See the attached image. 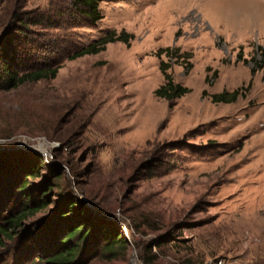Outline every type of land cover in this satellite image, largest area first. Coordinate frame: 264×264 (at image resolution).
Segmentation results:
<instances>
[{
  "label": "rangeland",
  "instance_id": "obj_1",
  "mask_svg": "<svg viewBox=\"0 0 264 264\" xmlns=\"http://www.w3.org/2000/svg\"><path fill=\"white\" fill-rule=\"evenodd\" d=\"M99 9L92 22L71 0H0V43L69 50L133 36L63 60L55 78L0 91V203L26 176L21 164L43 157L28 190L62 172L96 228L86 264H264V0H99ZM167 47L179 51L158 54ZM163 61L189 93L156 95ZM238 89L235 101L213 100ZM49 197L31 222L55 210L59 191ZM103 228L127 247L105 251Z\"/></svg>",
  "mask_w": 264,
  "mask_h": 264
},
{
  "label": "trees",
  "instance_id": "obj_2",
  "mask_svg": "<svg viewBox=\"0 0 264 264\" xmlns=\"http://www.w3.org/2000/svg\"><path fill=\"white\" fill-rule=\"evenodd\" d=\"M71 3L75 9L74 13L81 15L83 21L96 22L102 18L99 0H71ZM19 23L21 30L30 26V22L25 18H21ZM52 27L58 28L59 24L54 23ZM74 27H77V24ZM20 34L25 36L23 32ZM132 37L127 32L118 36L109 33L84 47L69 50L63 47L54 49L51 46L53 42L44 48L32 40H28L26 48H20L19 42L7 37L0 43V91L11 90L28 82L55 78L63 60H75L85 55L100 53L106 49L108 43L122 41L129 44ZM258 50L263 53L264 47L259 46ZM178 51V48L172 50L167 47L161 49L158 54L166 53L172 57ZM46 54L52 57L51 62H39L38 60ZM24 56L28 57L31 63L22 62ZM170 67L169 62H162L161 69L166 81L155 93L171 100L182 97L191 90L174 81L172 75L167 72ZM263 67L264 61L258 68ZM252 72L255 73L256 69ZM239 93L238 89L232 93L214 94L213 100L232 102L237 99ZM6 165L5 159L1 166L5 168ZM21 165L26 176L14 193H8L0 203V258L2 253L4 254L0 264H86L83 256L84 244L96 234L87 205L78 196L66 195L60 183L62 172L58 169H55L54 179L48 178L41 185L39 192L28 190L31 179L39 176L41 168L45 165L43 157L30 159ZM154 170L151 177L159 173L158 167ZM54 190H58L60 195L55 210L47 219L31 222V218L49 204L50 192ZM34 239H39V243ZM96 239H103V249L113 255L127 247L124 236L109 228H103ZM38 244H41V247L37 248Z\"/></svg>",
  "mask_w": 264,
  "mask_h": 264
},
{
  "label": "built area",
  "instance_id": "obj_3",
  "mask_svg": "<svg viewBox=\"0 0 264 264\" xmlns=\"http://www.w3.org/2000/svg\"><path fill=\"white\" fill-rule=\"evenodd\" d=\"M208 264H224V260L223 259H219L217 261H211Z\"/></svg>",
  "mask_w": 264,
  "mask_h": 264
}]
</instances>
